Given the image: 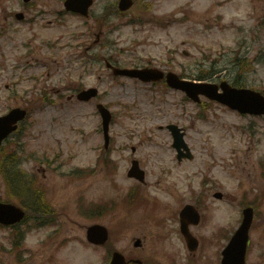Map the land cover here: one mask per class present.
Returning a JSON list of instances; mask_svg holds the SVG:
<instances>
[{"label":"rangeland","instance_id":"rangeland-1","mask_svg":"<svg viewBox=\"0 0 264 264\" xmlns=\"http://www.w3.org/2000/svg\"><path fill=\"white\" fill-rule=\"evenodd\" d=\"M62 1L33 0L27 18L19 22L7 14L23 9L22 0H0V114L12 106L28 108L21 131L0 146V160L7 153L18 161L19 171L46 189L57 211L44 221L40 210L30 213L18 232L0 227V264H103L105 247L84 236L94 222L109 226V242L127 258L218 264V251L226 244L220 229L238 224L239 202L246 200L257 208L248 261L264 264V117L239 114L205 98L195 103L160 83L115 79L105 68L110 55L128 65L170 68L192 79L208 72L207 80L215 82L237 77L244 86L264 91V0H139L125 17L103 13L112 0H97L85 18L59 14ZM98 15L104 19L97 21ZM129 17L140 19L129 22ZM167 19L168 26L157 23ZM88 25L94 29L85 38ZM100 28L103 33L94 43ZM108 39L112 43L104 45ZM81 42L99 56L88 58L85 67ZM81 84L96 85L99 97L69 99ZM45 97L50 101L42 104ZM98 101L108 105L114 118L109 156L117 170L108 173L99 164L91 175L74 179L70 170L92 167L102 144ZM167 123L184 129L194 155L190 161L177 163ZM130 146L136 147L134 153ZM135 158L147 180L141 189L159 207L150 203L133 209L119 201L112 211L96 213L97 218L85 213L89 200H120L138 182L126 176ZM2 180L0 174V199H6ZM202 186L205 218L192 227L200 244L189 252L176 229L178 209ZM216 190L221 200L212 197ZM82 194L80 209L76 199ZM138 236L142 246L134 247Z\"/></svg>","mask_w":264,"mask_h":264},{"label":"water","instance_id":"water-1","mask_svg":"<svg viewBox=\"0 0 264 264\" xmlns=\"http://www.w3.org/2000/svg\"><path fill=\"white\" fill-rule=\"evenodd\" d=\"M119 71H121L122 73L129 74V75H137L141 78L142 77L144 78L146 75L148 76L149 73H152V71L148 69H142V70L120 69ZM169 78L170 80L168 79V82L171 86L175 88L178 87L184 90L189 96H191L194 99H196L198 93L201 92L205 94L206 96L222 101L228 104L229 106L237 107L241 111L247 110L250 112L264 113V97H262L258 92L254 90H250L244 87H241V88L231 87L227 85L225 82H222L221 87L223 88V91L217 93L218 91L217 86L210 82L195 83L189 80H182V79H179L176 74L175 75L171 74ZM93 93H94V89H88V91L81 92V95L85 99H88L89 96ZM23 114H24V111H21V110L17 112L15 111L10 122L15 121L17 118H21ZM10 122L8 121V119L4 118L3 116L0 117V140L12 130V128L9 127ZM22 215H23V211L19 207L13 206L12 204H8V203L6 204L0 203V222L1 223L7 224V223L18 221V219L21 218ZM94 228H92L88 232V236H90L92 240H94L93 236H91ZM102 234L106 236L104 229L101 231V235ZM242 249H243V246L238 250V253H242ZM230 252H233V251H231L230 249H227V253H230Z\"/></svg>","mask_w":264,"mask_h":264}]
</instances>
